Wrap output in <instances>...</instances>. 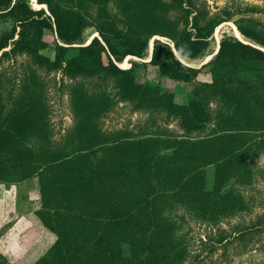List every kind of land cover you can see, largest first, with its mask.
<instances>
[{
	"label": "trees",
	"instance_id": "16d2710c",
	"mask_svg": "<svg viewBox=\"0 0 264 264\" xmlns=\"http://www.w3.org/2000/svg\"><path fill=\"white\" fill-rule=\"evenodd\" d=\"M36 1L41 8L30 0H0V16L17 24L0 37V60L26 53L39 67L101 78L104 84L73 87L75 124L61 142L52 138L43 81L26 74L10 104L0 86V182L35 178L40 201L34 213L56 236L31 264H184L192 255V238L180 232L182 218L169 211L183 207L212 225L253 211V198L244 187L253 183V160L264 152V21L257 16L263 7L244 0H233L218 12L201 0ZM85 5L97 10L92 23L74 8ZM226 22L243 40L224 34L209 62L190 65L187 59L210 53V38ZM89 25L99 36L82 43ZM48 29H55L59 39L54 58L41 52ZM155 36L168 40H154L144 65L180 81L209 74L187 104L160 87L137 83L132 75L137 63L119 65L144 58ZM111 82L114 100L176 119L189 133L215 120L221 134L206 139L169 135L166 140L123 136L120 130L108 134L99 118L113 105L107 92ZM261 230L264 212L246 232ZM237 238L200 236L207 254L193 258H208ZM0 259V264H12L1 254Z\"/></svg>",
	"mask_w": 264,
	"mask_h": 264
},
{
	"label": "rangeland",
	"instance_id": "374dc122",
	"mask_svg": "<svg viewBox=\"0 0 264 264\" xmlns=\"http://www.w3.org/2000/svg\"><path fill=\"white\" fill-rule=\"evenodd\" d=\"M30 1L34 8H41L36 0ZM201 1L206 2L211 11L218 12L220 8L233 0ZM244 1L261 6L264 9V0ZM43 7L47 9V6ZM74 8L92 23L96 15V8L91 5ZM257 16L261 17L264 21V13ZM15 25L17 24L14 18L0 16V37L3 34L11 33ZM19 29L18 27V31ZM235 31L237 29L232 23H223V25L216 28L213 36L210 38V53L204 58L187 59L186 61L195 67L202 66L206 61L209 62L211 56L219 49L221 37L224 34L236 36ZM95 36H99L95 26L89 25L84 31L81 42L89 43ZM18 37L16 35L15 39ZM156 38L163 41L168 40L160 36L153 37L151 40L152 45L144 58L133 57L129 60H124L122 63L120 62L119 65L123 68H131L133 62L137 63V65H133L132 67L134 68L132 75L137 83L144 84L149 88L160 87L162 92L173 94L178 103L187 104L193 97L194 88L200 82L209 79V74L208 72H202L193 81H180L163 74L155 66L144 65V62L150 60ZM239 38L243 40L241 35ZM43 40L46 42V47L41 51L42 54L54 58L55 46L59 42L56 30H45ZM9 49L10 47L6 50ZM207 69L209 67L204 69V71ZM30 73L35 74L46 85L50 107V122L53 128L52 138L55 142H61L65 140L69 130L75 124V113L71 102L73 87L81 85L87 89H91L98 84H104V82L101 78L70 77L61 70H48L44 67H39L33 63L31 57L26 53L11 54L2 57L0 60V86L6 93V101L10 100L9 104L22 78ZM113 85L115 86L114 82H111L108 87L111 90L107 91L111 94V104L113 103V105H110L99 118L100 127L107 131L108 134L120 130L121 133H124L122 134L123 136L132 133L134 135H143L146 139L161 138L164 140L168 139L169 135H177L180 139H206L214 134H221L219 131L221 129H218L215 120H212L206 129L189 133L180 127L176 119H166L164 114L137 109L130 101L120 100L118 97L114 100L115 89ZM212 109L215 112V105H212ZM253 170L255 171L253 183L244 187L246 192L253 198L255 207L252 212H243L226 217L217 225H212L207 220L191 216L183 207H177L169 211L182 218V230L180 232L188 233L192 238V255L186 256L184 264H264V230L246 232L247 227L251 225L256 215L264 212V152H260L254 158ZM39 201L40 195L35 178L16 184L0 182V240L2 239L1 235L5 231L15 228L7 241L5 240L4 243H0V254L6 261L12 264H31L35 262L48 251L56 239V236L40 223L34 213ZM20 221H22V224ZM16 223L18 224L17 226L15 225ZM19 230L22 231L21 236L20 234H16ZM239 230L242 231L239 232ZM231 234L232 237L237 235L239 238L230 241L228 244H221L208 258H193L194 254H201L203 257L207 254H203L204 251H201L204 245L197 240L200 236L203 238L210 236L211 240L215 241L216 238L222 235L231 236ZM11 243H17L20 251L27 255L22 258H16L17 260L12 255L7 257L5 252H7V247ZM38 243H40L39 246H37ZM1 261L2 259H0Z\"/></svg>",
	"mask_w": 264,
	"mask_h": 264
},
{
	"label": "crops",
	"instance_id": "0c3cea01",
	"mask_svg": "<svg viewBox=\"0 0 264 264\" xmlns=\"http://www.w3.org/2000/svg\"><path fill=\"white\" fill-rule=\"evenodd\" d=\"M20 223L22 224V221H20ZM15 225L17 226L18 224L16 223ZM10 229H11V230H10ZM10 229H8L7 231H5V232L1 235L2 239L0 240V243H4L5 240L7 241V239H8L9 236H10V234H11L12 232H14V229H15V228H10ZM21 233H22L21 230H19L18 232H16V234H20V236H21ZM40 243H41V242H40ZM40 243H38L37 246H39ZM0 245H1V244H0ZM17 246H18L17 243H11L10 246L7 247V252H5V254L7 255V257H10V255H12V257H13L14 259H16V258L18 259V258L25 257V256L27 255V254H23V252H21V251H20V248L17 247ZM17 259H16V260H17Z\"/></svg>",
	"mask_w": 264,
	"mask_h": 264
},
{
	"label": "water",
	"instance_id": "95a60500",
	"mask_svg": "<svg viewBox=\"0 0 264 264\" xmlns=\"http://www.w3.org/2000/svg\"><path fill=\"white\" fill-rule=\"evenodd\" d=\"M236 37H237V36H236ZM237 38H238V37H237ZM239 39H240V38H239ZM241 40H242V39H241ZM217 51H218V49H217L216 52L211 56V58H213V57L216 55ZM151 57H152V52H151ZM180 58H181V57H180ZM211 58H210V59H211ZM150 59H151V58H150ZM210 59H209V60H210ZM206 62H208V61H206ZM206 62H204V63H206ZM185 63H186V62H185Z\"/></svg>",
	"mask_w": 264,
	"mask_h": 264
},
{
	"label": "bare ground",
	"instance_id": "6f19581e",
	"mask_svg": "<svg viewBox=\"0 0 264 264\" xmlns=\"http://www.w3.org/2000/svg\"><path fill=\"white\" fill-rule=\"evenodd\" d=\"M236 36H238V38L240 37L239 33L237 31H235ZM151 58V57H150ZM149 61V60H148Z\"/></svg>",
	"mask_w": 264,
	"mask_h": 264
}]
</instances>
